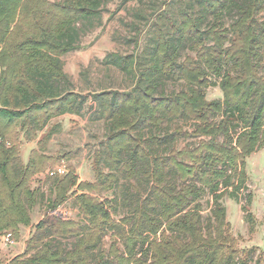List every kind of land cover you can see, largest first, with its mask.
I'll use <instances>...</instances> for the list:
<instances>
[{
	"label": "trees",
	"instance_id": "16d2710c",
	"mask_svg": "<svg viewBox=\"0 0 264 264\" xmlns=\"http://www.w3.org/2000/svg\"><path fill=\"white\" fill-rule=\"evenodd\" d=\"M198 2L199 13L180 11L171 35L154 25L156 40L145 68L135 56L105 57L136 82L129 92L93 97L109 130L94 159L96 181L78 183L73 168L63 179L50 178L52 211L73 188L102 195L122 178L119 204L127 215L115 223L110 201L83 192L75 202L88 225L41 220L22 256L10 264H250L249 254L233 245L222 199H236L248 179L246 157L264 148V20L257 18L264 14V0ZM104 3L0 0V235L18 237L43 197L28 187L32 176L48 170L47 161L53 163L43 153L49 135H37L52 119L79 115L81 95L69 89L61 60L99 27ZM226 15L231 23L225 27ZM184 48L194 56L180 63ZM212 77L220 80V100L206 99ZM162 81L186 89L156 96ZM183 120L190 129L176 125L151 134ZM143 130H149L147 138ZM184 139L190 142L182 149L173 145ZM23 140L37 147L25 165ZM169 144L164 155L145 149ZM207 194L212 208L204 221L200 201ZM109 232L114 241L106 254L100 244Z\"/></svg>",
	"mask_w": 264,
	"mask_h": 264
},
{
	"label": "rangeland",
	"instance_id": "374dc122",
	"mask_svg": "<svg viewBox=\"0 0 264 264\" xmlns=\"http://www.w3.org/2000/svg\"><path fill=\"white\" fill-rule=\"evenodd\" d=\"M198 1L201 0H105L99 27L94 28L89 35L83 37L82 48L79 51L66 54L61 60L64 71L71 78V83L68 85L69 89L79 96L81 95V111L78 116L67 114L52 119L44 132L38 133L37 136L49 135L43 153L51 157L53 163L51 164V160L45 159L46 165L49 167L48 170L39 172L28 181L30 191H37L39 196L42 195L43 197L36 206L29 210L30 226L20 227L22 235L28 236L22 253L15 255L18 251L10 249L14 242H22L19 241V236L11 235L12 244H8L7 249L2 252L0 264L6 262L10 264L12 260L20 258L25 251L29 238L34 233L36 224L41 220L53 217L50 214L54 213L55 210L63 213L61 216H56L60 221H72L82 227L88 225L87 220L77 209L75 202L76 196L82 195L83 192L92 198L99 197L101 200L110 201V207L113 208L111 210L112 219L115 223L127 215L128 209L119 204V191L126 181L119 177L118 184L112 190L103 192L102 195L94 194V190L81 191L76 188L69 190L67 201L52 211L50 207L55 196L53 181L48 177V173L62 164L66 169V175L72 168L75 170L74 175L78 183L93 184L96 181L94 159L101 151V146L106 144L109 130L107 123L97 115L99 107L94 103L93 97L101 92H129L134 88L136 82L133 77L123 73L116 65L109 61L105 62V57L109 56L110 53L121 58L135 56L141 62L140 69L145 68L148 65L147 60L156 40L154 25L159 26L165 34L171 35L173 33L171 26L179 22L178 15L181 10L186 9L194 13L201 11ZM257 18L264 20V14H259ZM230 23L231 19L226 15L223 24L226 27ZM187 56L193 57L194 55L187 48L182 49L179 57L180 63ZM260 74L264 75V70H261ZM210 81L211 86L206 90V99L208 101L222 99L221 90L218 89L220 80L212 77ZM142 85L143 83H141ZM185 89L183 84L162 81L155 91L156 96H160L177 93ZM214 118L220 119L217 116ZM176 125H180L185 130L190 129V123L184 120L175 121L163 125L160 131H151V134L160 133L163 135L165 130L172 129ZM148 131H142L144 138L150 135ZM9 140L13 142L11 139ZM188 142H190L189 139H184L174 142L173 145L177 149H182ZM170 145L172 144L167 146L147 145L145 149L148 154L164 155L167 152L165 148H169ZM32 150H37L36 142L23 140L19 150L23 165L28 162ZM54 158H59L61 161L57 163ZM245 161L246 175L248 176L245 186L237 194L236 199L226 195L222 199V205L226 209V220L229 224L230 234L234 237L233 245L240 250L242 255L249 254L250 264H264V148L246 157ZM100 166L106 171L102 163ZM132 184L138 186L135 180L132 181ZM248 196H250V202L247 205V212L243 213L242 207L249 200ZM200 203L203 206L201 217L204 220L210 215L212 208L209 195H205ZM6 235L10 234L0 235V241L3 244H5L3 238ZM110 235L111 232L104 235L100 244V249L106 254L114 241ZM115 246L118 252H123L120 241ZM138 250L139 246L137 245L135 251L139 252Z\"/></svg>",
	"mask_w": 264,
	"mask_h": 264
},
{
	"label": "built area",
	"instance_id": "2783aa9c",
	"mask_svg": "<svg viewBox=\"0 0 264 264\" xmlns=\"http://www.w3.org/2000/svg\"><path fill=\"white\" fill-rule=\"evenodd\" d=\"M64 176H66V169H65V167L62 164H61V166L53 168V170L48 173V177L52 178V179H54V178H62ZM51 215L53 217H56V216L58 217V216L63 215V213L58 211V210H55V212L50 214V216ZM3 241H5L6 245L12 244L11 243L12 240H11V236L10 235L4 236Z\"/></svg>",
	"mask_w": 264,
	"mask_h": 264
},
{
	"label": "crops",
	"instance_id": "0c3cea01",
	"mask_svg": "<svg viewBox=\"0 0 264 264\" xmlns=\"http://www.w3.org/2000/svg\"><path fill=\"white\" fill-rule=\"evenodd\" d=\"M31 229V228H30ZM30 229L28 230V232H29V234H30ZM19 241L21 240L22 242H14L13 243V245H12V247L10 248L12 251H18L15 255H19V254H21L22 253V250L24 249V243L27 241V238H28V236L26 235H22V231H21V229H20V231H19ZM0 240H1V238H0ZM7 245L6 244H3V242L2 241H0V258H1V254H2V252H4V250H6L7 248ZM4 264H7V262L6 263H4Z\"/></svg>",
	"mask_w": 264,
	"mask_h": 264
}]
</instances>
